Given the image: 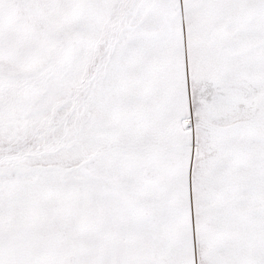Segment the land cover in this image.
Wrapping results in <instances>:
<instances>
[{
  "label": "snow or ice",
  "instance_id": "1",
  "mask_svg": "<svg viewBox=\"0 0 264 264\" xmlns=\"http://www.w3.org/2000/svg\"><path fill=\"white\" fill-rule=\"evenodd\" d=\"M0 264H264V0H0Z\"/></svg>",
  "mask_w": 264,
  "mask_h": 264
}]
</instances>
